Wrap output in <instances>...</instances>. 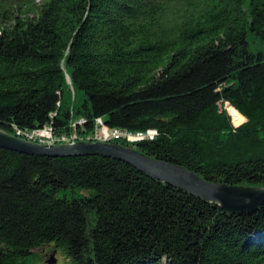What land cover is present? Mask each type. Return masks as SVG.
Masks as SVG:
<instances>
[{
	"label": "trees",
	"instance_id": "16d2710c",
	"mask_svg": "<svg viewBox=\"0 0 264 264\" xmlns=\"http://www.w3.org/2000/svg\"><path fill=\"white\" fill-rule=\"evenodd\" d=\"M245 120L233 124L225 105ZM115 142L264 185V0H0V128ZM70 130V129H69ZM264 264V203L217 204L97 154L0 147V264Z\"/></svg>",
	"mask_w": 264,
	"mask_h": 264
},
{
	"label": "water",
	"instance_id": "95a60500",
	"mask_svg": "<svg viewBox=\"0 0 264 264\" xmlns=\"http://www.w3.org/2000/svg\"><path fill=\"white\" fill-rule=\"evenodd\" d=\"M0 147L31 154L67 156L97 154L121 160L148 176L181 189L205 201L213 202L228 213H246L264 203V185L229 184L204 179L197 172L180 164L149 156L134 147L114 140L79 139L71 142L39 143L0 128ZM55 251L44 261L54 264Z\"/></svg>",
	"mask_w": 264,
	"mask_h": 264
},
{
	"label": "built area",
	"instance_id": "2783aa9c",
	"mask_svg": "<svg viewBox=\"0 0 264 264\" xmlns=\"http://www.w3.org/2000/svg\"><path fill=\"white\" fill-rule=\"evenodd\" d=\"M97 120L100 121L101 119L98 117ZM102 127L106 128V126L104 125ZM148 131L149 129L144 132H141V131L133 132V131L123 130L119 128H114L113 132L111 131L112 133L109 135V137H105V138H107V140L123 138L129 142H133V141L140 140L143 138H152L155 134V130L153 129V131L150 133H148ZM61 132H64V131H56L50 125H48V127H37V128H31V129H25V130L15 128L14 134L20 135L30 140L39 141V142H56L57 139H59ZM69 134H72L70 135L71 136L70 139H75L77 137V134L76 135L74 133H69Z\"/></svg>",
	"mask_w": 264,
	"mask_h": 264
},
{
	"label": "rangeland",
	"instance_id": "374dc122",
	"mask_svg": "<svg viewBox=\"0 0 264 264\" xmlns=\"http://www.w3.org/2000/svg\"><path fill=\"white\" fill-rule=\"evenodd\" d=\"M225 108H226L227 112L229 113V115L231 116V120H232L233 124L237 125V124H239V123H241V122H243L245 120V117H244V119L243 120L241 119L239 122L234 121V119L232 118V115L230 114V112L228 110V105L227 104L225 105ZM97 119H98V117L95 118V120H94V127H93L92 131H90V132H85V133H82L81 134V133H78V131H76L74 129L73 126H75L76 123H79V124H82L83 123V119H79L75 123H71L67 131L63 130L64 132H61L60 137H59V139H57L56 142H39V141H36V142L48 144V143L71 142V141L79 140V139L107 141V138H105V137H109V135L113 132L114 127H110V126L104 124L102 118H100L101 119L100 121L97 120ZM103 125L106 126L107 129L106 128H103L102 127ZM148 129H149L148 133H150V132L153 131L154 128H148ZM148 129H146L144 131H147ZM154 130H155V134H156V129H154ZM144 131H141V132H144ZM69 133H74L75 135L77 134V137L75 139H70V137H71L70 135H72V134H69ZM155 134H154V136H155ZM46 253L47 254H46V256H44V259H46L47 257H49L51 251H47ZM54 257L56 258V261H57V254L56 253H54Z\"/></svg>",
	"mask_w": 264,
	"mask_h": 264
},
{
	"label": "bare ground",
	"instance_id": "6f19581e",
	"mask_svg": "<svg viewBox=\"0 0 264 264\" xmlns=\"http://www.w3.org/2000/svg\"><path fill=\"white\" fill-rule=\"evenodd\" d=\"M228 105V104H227ZM228 110L230 112V114L232 115V118L234 119V121L239 122L241 119H244V116H242L238 110H236L233 106L228 105ZM42 127H48V125H44Z\"/></svg>",
	"mask_w": 264,
	"mask_h": 264
}]
</instances>
